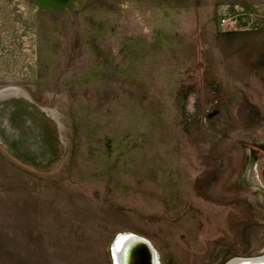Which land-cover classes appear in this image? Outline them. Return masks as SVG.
Instances as JSON below:
<instances>
[{"label":"rangeland","instance_id":"1","mask_svg":"<svg viewBox=\"0 0 264 264\" xmlns=\"http://www.w3.org/2000/svg\"><path fill=\"white\" fill-rule=\"evenodd\" d=\"M263 141L264 0H0V264L263 254Z\"/></svg>","mask_w":264,"mask_h":264},{"label":"water","instance_id":"2","mask_svg":"<svg viewBox=\"0 0 264 264\" xmlns=\"http://www.w3.org/2000/svg\"><path fill=\"white\" fill-rule=\"evenodd\" d=\"M112 264H159V254L152 241L134 231L118 232L111 245ZM225 264H264V253L236 256Z\"/></svg>","mask_w":264,"mask_h":264},{"label":"flooded vegetation","instance_id":"3","mask_svg":"<svg viewBox=\"0 0 264 264\" xmlns=\"http://www.w3.org/2000/svg\"><path fill=\"white\" fill-rule=\"evenodd\" d=\"M261 147H264V141L260 143ZM258 161V158H257ZM257 171V173H255V176L259 177V182L261 187L264 189V158L263 160L261 159L260 161H258V165L255 169V172ZM261 177V180H260Z\"/></svg>","mask_w":264,"mask_h":264},{"label":"built area","instance_id":"4","mask_svg":"<svg viewBox=\"0 0 264 264\" xmlns=\"http://www.w3.org/2000/svg\"><path fill=\"white\" fill-rule=\"evenodd\" d=\"M232 23V20L228 17H222L220 20L221 25H229Z\"/></svg>","mask_w":264,"mask_h":264}]
</instances>
